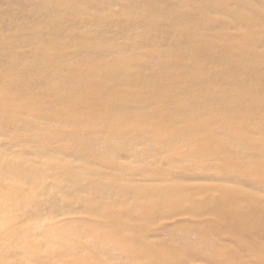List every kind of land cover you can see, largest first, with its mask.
<instances>
[{
    "label": "bare ground",
    "instance_id": "6f19581e",
    "mask_svg": "<svg viewBox=\"0 0 264 264\" xmlns=\"http://www.w3.org/2000/svg\"><path fill=\"white\" fill-rule=\"evenodd\" d=\"M0 264H264V0H0Z\"/></svg>",
    "mask_w": 264,
    "mask_h": 264
}]
</instances>
